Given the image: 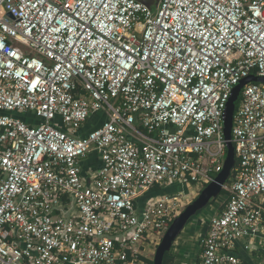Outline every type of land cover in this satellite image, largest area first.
I'll return each instance as SVG.
<instances>
[{"label": "built area", "instance_id": "obj_1", "mask_svg": "<svg viewBox=\"0 0 264 264\" xmlns=\"http://www.w3.org/2000/svg\"><path fill=\"white\" fill-rule=\"evenodd\" d=\"M252 74L264 0H0V264H147L187 187L222 171ZM231 141L198 264H244L236 241L264 229V83L243 87ZM156 185L181 188L146 198Z\"/></svg>", "mask_w": 264, "mask_h": 264}, {"label": "water", "instance_id": "obj_2", "mask_svg": "<svg viewBox=\"0 0 264 264\" xmlns=\"http://www.w3.org/2000/svg\"><path fill=\"white\" fill-rule=\"evenodd\" d=\"M148 6L150 9L158 7L159 0H138ZM249 82H262L264 83V76L250 75L244 78L233 89V93L228 101L225 118H224V132L228 140V151L225 159L224 167L215 179L203 188L200 193L191 201L182 213L177 216L166 233L164 234L161 242L159 243L155 256L154 264H163L166 252L170 251L173 243L184 230L190 219L195 216L198 211L205 208L212 200H215L222 192L224 184L230 178L232 171L236 164L235 147L231 141L232 127L236 109V102L241 94L243 87Z\"/></svg>", "mask_w": 264, "mask_h": 264}, {"label": "rangeland", "instance_id": "obj_3", "mask_svg": "<svg viewBox=\"0 0 264 264\" xmlns=\"http://www.w3.org/2000/svg\"><path fill=\"white\" fill-rule=\"evenodd\" d=\"M237 104L239 106L240 100L237 101ZM20 114L24 115L27 113L22 112ZM203 188L205 187L198 184L190 185L187 187V190L191 193H194L196 191L202 190ZM193 199L191 201H193ZM224 200V196L219 195L215 200H212L205 208L198 211V213L190 219L182 233L173 243V246L170 250L172 253L176 254L174 264H198L200 253L199 244L197 241L198 236L202 234L201 231L203 226H205L207 222L210 221L211 217L217 213V210H220V206ZM158 245L153 244L148 248V259H154Z\"/></svg>", "mask_w": 264, "mask_h": 264}, {"label": "crops", "instance_id": "obj_4", "mask_svg": "<svg viewBox=\"0 0 264 264\" xmlns=\"http://www.w3.org/2000/svg\"><path fill=\"white\" fill-rule=\"evenodd\" d=\"M20 115V114H19ZM21 118L27 120L31 119L34 123H38L39 120L35 119L32 114H24L20 116ZM94 119V118H93ZM85 128L84 131H87ZM86 167H99L101 165V161L99 157L94 153L91 157H89L85 161ZM181 187L179 185H171L169 187H165L169 193H175L179 191ZM170 189V190H169ZM206 226V225H205ZM203 226V228H206ZM202 233L204 230L202 229ZM264 238V229L255 237L249 238H242L236 241V246L234 251L238 254L240 258H242L244 264H264V252L261 250L260 241ZM250 246L249 248L247 246Z\"/></svg>", "mask_w": 264, "mask_h": 264}, {"label": "trees", "instance_id": "obj_5", "mask_svg": "<svg viewBox=\"0 0 264 264\" xmlns=\"http://www.w3.org/2000/svg\"><path fill=\"white\" fill-rule=\"evenodd\" d=\"M154 10H155V9H154ZM241 94H242V91H241ZM241 94H240V96H239V98H238L237 101H239V100L241 101ZM238 108H239V106H238V104H237V102H236L235 113L237 112ZM17 116H21V114H20V115L18 114ZM86 126L88 127V128H87V131H89L90 129L96 128V126H98V124H95L94 119H93V118H90V119L87 121ZM85 128H86V127H85ZM236 162H237V160H236ZM231 176H232V175H231ZM231 176H230V178H231ZM229 180H230V179H228V181H229ZM156 187H157V188H156ZM151 189H152V190H151ZM151 189L149 190V192L146 193V195H145L146 198H149V197H151V196H155V195L165 194V193L169 192L167 189H165V188H163V187H160L159 185H156V186H154V187L151 188ZM169 190H170V189H169ZM220 195H223V196L226 195V192H225L224 189L222 190V192H221ZM223 207H224V205H223V203H222L221 206H220V210H219V211H221V210L223 209ZM217 211H218V210H217ZM205 227H206V226H205ZM203 230L205 231L206 228H203ZM175 258H176V254H175V253H172L171 251H168V252H166V254H165V256H164V262H163V264H174ZM146 262H147V264H154V261L151 260V259H148V258H146Z\"/></svg>", "mask_w": 264, "mask_h": 264}, {"label": "bare ground", "instance_id": "obj_6", "mask_svg": "<svg viewBox=\"0 0 264 264\" xmlns=\"http://www.w3.org/2000/svg\"><path fill=\"white\" fill-rule=\"evenodd\" d=\"M157 188V187H156ZM152 190V189H151ZM149 192V191H148Z\"/></svg>", "mask_w": 264, "mask_h": 264}]
</instances>
